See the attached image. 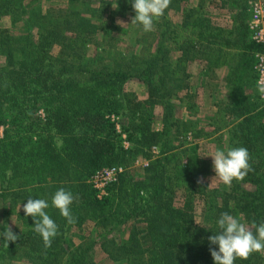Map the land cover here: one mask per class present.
Returning a JSON list of instances; mask_svg holds the SVG:
<instances>
[{"label":"trees","instance_id":"1","mask_svg":"<svg viewBox=\"0 0 264 264\" xmlns=\"http://www.w3.org/2000/svg\"><path fill=\"white\" fill-rule=\"evenodd\" d=\"M181 1L175 0V3ZM18 2L22 0H0V19L12 15V23L16 24L17 9L21 7ZM67 2L66 10H59L49 18V29L41 19L36 21L28 16V30L18 37L17 43H12L9 31L0 30V52L5 57L4 65L0 66V125L9 119V126L13 128L11 132L4 130L0 137V201L4 204V221L11 217L10 211H13L23 225V232L18 234L19 239L15 243L9 242L6 247L0 239V264L16 261L26 264H97L91 257L95 246L115 263L214 264L209 249L218 250V246L211 245L208 237L219 231L216 221L222 212L237 217L247 226H251L253 221L257 225L264 221L259 212L263 207L260 201L263 193L258 188L259 161L254 158V149L260 145L257 137H264L262 111L257 112L259 121L255 122L250 116L251 110L241 99H231L226 105L225 109L236 118L242 117L236 126L242 133L238 142L248 149L249 163L254 171L249 172L243 181L233 180L230 191L223 194L224 202L215 207L212 227L196 224L192 212L175 203L176 191L180 188H202L196 178L204 170L198 146L190 150L182 148L175 156H164L162 150L161 157L150 160L152 154L147 157L146 151L159 144L162 132L152 128L153 116L143 109L138 111L142 102L137 96L124 92L123 86L130 78H137L147 88L145 102L161 105L165 111L169 109L172 116L173 106L165 100L167 96L180 103L178 95L185 92L188 97L187 92L191 88V74L185 68L186 63L205 55L213 56L217 63L225 54L214 45L212 36H209L208 44L201 41L205 31L213 34L214 28L205 24L208 20L202 21L198 17L201 14L199 7L187 8L185 21H191L183 26L191 28L193 39L185 42L184 48L177 39V50H174H179L180 55L173 60L174 66L170 71L161 66L162 63L170 65L169 55L162 52V38L167 32L158 29L162 23L156 24L157 31L149 32L152 40L156 41L155 54L150 58L147 54L146 57L117 54L114 57L109 55L108 61L101 55L91 59L87 57L85 45L98 40L100 34L109 37L103 40L107 47L121 41L118 35L123 28L117 16L121 15L122 9L116 6L109 17L102 20L103 12L100 10L103 6L94 8L85 0ZM241 26L238 34L242 40L239 46L242 48L239 79L245 76L247 67L253 71L254 54L262 49L261 45L251 41L246 23H241ZM140 39L148 41L144 37L137 41ZM229 43L226 39L225 44ZM153 44L151 41L149 49ZM54 45L59 51L56 56L47 57ZM21 84H25L22 90ZM27 84L32 86L28 94ZM123 105L128 125L119 134L105 116L121 115ZM38 108L45 112V120L35 121L33 118L29 121L30 114ZM170 126H174L179 135L185 130L178 119ZM122 133L132 144L129 150L121 147ZM194 136L198 139L206 134L199 129ZM57 142H60L58 149L54 146ZM187 151L190 154L187 155ZM184 155L187 156L185 165L182 164ZM136 157L149 158L147 166L142 168V175L135 177L129 170H124L117 182L107 187V195L98 200L96 191L87 182L95 171L119 163L128 167ZM245 183L255 190L247 192ZM60 188L77 197L71 205L76 221L73 224H68L59 210L51 206L52 197ZM197 191L203 194L201 189ZM236 191L247 193L238 198ZM28 198L48 201L50 206L45 211L58 225L59 234L47 249L42 237L33 231V218L26 217L23 210H14L19 205L17 202L24 204ZM232 199L243 203L230 206ZM129 221L132 225L118 242L112 236L113 232ZM71 227L81 232L92 228L99 239L88 240L70 249L68 233ZM234 264H264V261L259 253H253L246 260L236 259Z\"/></svg>","mask_w":264,"mask_h":264},{"label":"rangeland","instance_id":"2","mask_svg":"<svg viewBox=\"0 0 264 264\" xmlns=\"http://www.w3.org/2000/svg\"><path fill=\"white\" fill-rule=\"evenodd\" d=\"M85 1H88L90 3L89 5L94 8L104 7L103 10H100L101 13L103 12V17H101L102 20L108 18L110 13L117 8L116 6H119L120 9H122V12L120 16H117V19L120 22V26H122L121 28H123L119 33L120 35H118V39L121 41L118 44H115V46L107 47L103 40H106L109 37L102 36L101 34L98 36V40L88 43V45L86 44L85 47H87L88 50L87 57L92 59L96 55H101L106 58V61H108L109 55L114 57L118 54L122 57H130L131 55L145 56L147 54V58H150L155 54L154 45L156 44V41L152 40L153 38L149 35V32L143 31L142 25L131 23L132 17L135 16V11L131 7L133 0H129L130 2L128 0ZM245 2V0H182L177 4L175 3V0H171L170 6L165 10L164 15L154 21V30L152 31H157L155 28L157 23H162V26L158 28L161 29L160 31H167L162 38V52L169 55L170 65L165 63H162L161 65L166 71L173 69V60L180 55L179 50L175 51L177 50V39L178 44L180 43L183 48L186 46L184 45L185 42L189 41L190 38L193 39V34L191 33L190 35L191 28L183 26L184 23L189 25L191 21V19L185 21V12L189 7H199L201 14L198 17L201 18L202 21L203 19L208 20L205 21V24L208 23L207 25L214 28V37L212 31H205V37L201 39L202 43L208 44L210 38H214V45L222 49L225 53L217 63H215L214 57H210L209 55L200 56L201 58L186 63L185 68L187 72L191 74L189 79L191 88L190 91L187 92L188 97L185 95V92H181L178 95L177 98H181L180 103L176 98H170L171 96H167L165 100L173 106L172 116L169 109H166L165 111L161 105H151L145 102L147 100V88L145 84L137 78H130L123 86L124 92L137 96L142 102L138 111L141 112L143 109L153 116L154 122L152 128L156 131L162 132L163 138L159 144L156 145L158 155H151V149L150 151L149 149L146 151L147 157H149V154L151 155L150 160L159 156L161 157L162 155L175 156V153L181 151L182 148L190 150V148H194L196 145L198 146L197 150L204 170L200 171L196 178L197 181L202 178V182L199 183L200 185L202 184V188L197 186L190 189L180 188L176 191L177 201L175 204L181 205L188 211H191L195 223L207 228L214 225L215 207L217 205L220 206L224 202L223 194L230 191V187L224 185L218 177H215L211 155H214L217 149L226 151L232 147H242V144L238 142V137L242 133L236 128L237 124L241 122L242 117L236 118L235 115L231 114V111L226 110L225 107L227 104H230L231 99L234 101L241 99L244 106L251 110L250 116H252L255 122L259 121V115L257 113L260 110L259 101L252 68L247 67L245 70V76L239 79V67L242 57V48H239V46L242 43V40L239 39L238 34L239 29H242L241 23H247L249 18L248 8L246 7L245 9ZM67 3V0H22V2L17 3L18 5H21V7L17 9L19 16L16 19H18V22L16 24L12 23V15L3 16V18L0 19V30L6 29L9 31L12 35V43H17L18 37L28 30L26 27V19L28 16L34 18L36 21L37 19H41L42 23L45 24V28L49 29V18L51 19L52 16L54 17V14L56 12L58 13L59 10H66ZM176 7H178V9H176ZM195 35L196 33H194V37ZM209 36L212 37L209 38ZM143 37L148 38V41L143 42V39H140V42L137 41L138 38ZM226 39L230 41L229 44H225ZM151 41H153L154 44L149 49ZM233 42L237 44H233ZM58 51L59 49L57 45H54L51 54L47 57L56 56ZM88 61L89 58L86 63H88ZM4 62L5 57L0 52V66L4 65ZM24 85L25 84H21L20 90L23 89ZM26 87V93L28 94L31 92L32 86L27 84ZM36 87L37 86H35V88ZM9 90L10 87L7 89V93ZM28 97L33 96L29 95ZM131 103L136 105L135 102ZM132 104H130L131 108L133 106ZM29 108L33 107L30 106ZM122 108L123 111L121 115L112 114L105 116V118L109 119V121L114 124L115 130L119 134L121 133L122 128L128 125V115L124 105ZM29 117V121L33 118H35V121H44L45 112L43 109L38 108L32 112ZM112 117L115 118L114 121H112ZM25 119L27 121L26 117ZM176 119L180 121V124L185 129L183 130L182 135L177 133V129L174 126H170V123ZM6 122V124L0 125V137L3 136L4 130H8L9 132L13 131V128L9 126V119H7ZM199 129H202V133L206 134V136L195 139L194 135ZM233 135L236 136V138ZM123 136H125V138ZM259 137L262 136L258 135L257 137V139L260 140V145L257 144L254 149V158L256 162L259 161L257 163V166L259 167L257 176L260 179L258 188H261L263 193V198H260L263 207L259 209V212L264 216V137ZM252 138L256 139L255 135H252ZM120 144L124 150L132 148V144L127 139L125 133H122L121 135ZM54 146L58 149L60 142L55 143ZM162 150L165 153H162L161 155ZM188 154H190L189 151H187V155ZM182 157V164L185 165L187 156L184 155ZM147 159L148 160L136 157L128 167L125 166L124 163L112 166L121 168L122 172L124 170H129V172L136 177L142 175L144 163L146 161L149 162V158ZM169 160L171 161L170 158ZM169 174L171 175L170 171ZM91 177L87 182L93 188L90 182ZM244 188H247V192L255 190V188L247 183L244 184ZM198 189H201L203 194L199 193V191H197ZM236 193L238 194V198L245 194L238 193L237 191ZM97 199L100 200L98 196ZM17 203L19 205H17L14 210L16 212H21L23 210V203ZM235 203L241 204L243 202L238 199H232L230 200L229 205L233 206ZM11 207L13 208L14 206ZM2 208H4V204L0 201V232L4 231L7 226H11L12 230L17 235L22 233L23 225L15 214H13V211H10L12 214L11 217L6 218L7 220L4 221V218L2 217ZM261 222L264 221L261 220ZM130 225H132L131 221L126 225H122L118 231L113 232L112 236L120 242L126 236ZM98 239L99 237L92 228L89 231L81 232L71 227L68 233L70 249L83 245L88 240L97 241ZM259 256L261 260L264 261V252H260ZM91 257L97 262V264H124L122 261L116 263L112 262L101 252L98 246L94 247ZM12 264H26V262L16 261Z\"/></svg>","mask_w":264,"mask_h":264},{"label":"clouds","instance_id":"3","mask_svg":"<svg viewBox=\"0 0 264 264\" xmlns=\"http://www.w3.org/2000/svg\"><path fill=\"white\" fill-rule=\"evenodd\" d=\"M170 3L171 0H133L131 7L135 16L131 23L142 25L145 32L154 30V21L164 15ZM258 90L264 96V86ZM211 157L215 177L228 187H231L233 180L243 181L249 172L254 171L249 163L251 156L246 147H232L226 151L217 149ZM197 182L201 183L202 178ZM75 199L77 197L71 191L60 188L51 200V206L59 210L68 224L76 222L71 211ZM49 206L48 201L33 198H28L23 204L24 215L33 218V231L42 237L46 249L51 247L52 240L59 234L58 225L45 211ZM216 225L219 231L208 237L211 245L218 246V250L211 247L209 249L214 264H234L238 258L246 260L253 253L264 252V222L257 225L253 221L251 226H247L237 217L222 212ZM0 239L8 247L9 242L15 243L19 236L11 226H7L0 232Z\"/></svg>","mask_w":264,"mask_h":264},{"label":"built area","instance_id":"4","mask_svg":"<svg viewBox=\"0 0 264 264\" xmlns=\"http://www.w3.org/2000/svg\"><path fill=\"white\" fill-rule=\"evenodd\" d=\"M248 21L246 23L248 35L254 43L261 45L262 49L254 54L253 73L255 86L258 94L259 109L262 111V122L264 124V96L259 92V87L264 86V0H247ZM112 117V121H114ZM125 138V136H123ZM153 156L158 155L156 147L151 148ZM147 166V162L144 163ZM122 173L119 167H106L97 170L90 179V182L97 192L99 199L107 195V187L117 182Z\"/></svg>","mask_w":264,"mask_h":264}]
</instances>
